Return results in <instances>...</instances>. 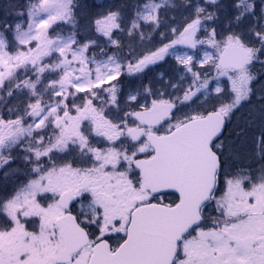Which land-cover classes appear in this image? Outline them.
<instances>
[{
  "label": "snow or ice",
  "instance_id": "1",
  "mask_svg": "<svg viewBox=\"0 0 264 264\" xmlns=\"http://www.w3.org/2000/svg\"><path fill=\"white\" fill-rule=\"evenodd\" d=\"M205 5L144 0L135 6L127 30L129 35L139 32L143 39L141 22L153 30L160 28L161 10L194 9L191 22L176 40L127 65L129 74L139 73L173 55L192 76L183 96L176 97L180 104L195 103L198 94L207 99L211 91L228 98L225 102L220 97L219 107L211 111H195L183 119L173 112L174 100L155 98L149 105L151 87H144L143 104L138 102L139 90L129 94L135 107L118 122L93 104L99 96L95 90L105 84L109 86L102 90L116 103L117 86L109 82L118 80L124 65L114 55L100 60L89 56L95 40L76 39L79 10L92 6L76 0H37L14 4L7 13L15 12L26 22V30L21 20L0 21V88L6 80L11 84L19 69L36 74L34 81L15 85L28 89L35 102H29L16 119L0 118V168L9 166L5 177L11 170L10 150L26 137L30 139L23 159L36 174L0 202V213L7 217L0 225V264H264V72L254 71L257 63L264 68V0L259 4L233 0L236 11L230 23L239 26L253 18L255 23L247 31L230 29L220 40L205 22L217 20L216 13L225 5L220 0H205ZM121 19L119 9L109 10L96 19V31L118 46L112 32L120 29ZM58 22L71 25L67 37L49 35ZM202 28L206 40L197 37ZM177 44L212 47L215 54L205 52L196 63L210 64L216 76L210 79L207 73L195 71L192 54L170 52ZM55 53L58 57L44 62ZM57 71L58 78H46L48 82L37 89L45 72ZM220 77L227 78L230 88L220 86ZM211 80L217 81L212 89ZM169 86L183 87L179 82ZM44 90L49 101L43 100ZM77 93L87 94L80 97L84 103H76ZM7 94H13L11 87ZM242 107L250 110L236 137L244 138L245 129L258 127L247 157L258 169L249 166L230 173L228 166L240 153L224 135L226 121ZM26 116L32 118L27 126ZM84 121L88 129H82ZM49 125L57 131L45 142L44 129ZM91 136L110 146H94ZM75 151L82 159L87 157L90 166L58 164L53 155ZM38 198L51 202L44 206ZM31 218L38 220V231L26 227ZM113 239L115 247L110 243Z\"/></svg>",
  "mask_w": 264,
  "mask_h": 264
},
{
  "label": "rangeland",
  "instance_id": "2",
  "mask_svg": "<svg viewBox=\"0 0 264 264\" xmlns=\"http://www.w3.org/2000/svg\"><path fill=\"white\" fill-rule=\"evenodd\" d=\"M94 1H96V2H94ZM122 1H126V2H129V3H133L134 2L133 0H122ZM2 2H3V4L6 7L12 8L13 5L16 4V3L22 2V4L27 5L30 2L31 3L37 2V0H24V1H22V0H2ZM220 2L222 4H224L226 8H229V6L233 3V0H220ZM77 3L81 4V5L88 4V5L92 6V7L87 8L86 12H83L86 15H83L82 17L83 18H87V17H92L93 16L94 19L90 23V26L88 25L89 26L88 29L92 30L91 34L94 36V40H99V44H97V45L94 44L90 48L88 55L91 56V55L94 54L98 60L107 59V56H113V55L116 56L117 59L124 65V70H122V74L124 76H126V74H127L126 73V69H127L128 61H123L122 56H119L115 52H111V49L115 51V49H113V48H115V47L119 48V46H117L116 44L109 43L107 37H104L103 35H101L99 32L96 31L95 21H96V19L101 18L102 15L107 14V12L109 10L122 9V13H124L126 16L127 15L129 16L131 14L130 13V9L131 8H128V7L125 8V6H123V5L121 6V3L120 2H115V0H78ZM173 3H175V4H184L185 0H173ZM191 3L192 4H199L201 6H206L205 5V0H198V1L193 0ZM255 3H257V4L261 3V0H255ZM182 8H184V7H182ZM0 9H1V7H0ZM5 10L6 9L3 7L2 10L0 11V15L4 19H7V14H6ZM211 10H213V9L209 8V11H211ZM163 11L165 12V10H161V13ZM168 11L169 10H167L166 12H168ZM193 11H194V9L190 8L188 10V13H185V15H183V17H181L179 20H177L178 23H174V26H170V28H168V27L164 28L165 30H167L166 31L167 33H159L158 35H156V37H157L156 38V42L160 43V42H162L164 40V38H166V39L168 38L169 40H171V39H174L177 35H179V32H181L183 30V28L187 25V23L191 22ZM233 11L234 12H233L232 16L234 17V14H235V11H236L235 8H234ZM80 12H81V9L79 10V14H80ZM134 16H135V12L130 17V19L128 21V23H130V27H131V20L134 18ZM78 18H79V16L77 17V19ZM11 19L13 20L12 22H14L16 20H21V22L23 23V27L26 30V28H27L26 22H23V20L20 17H17L16 14H14ZM188 19H190V20H188ZM0 20H3V19H0ZM227 21H226V23H227ZM226 23L224 24L223 28H219V31L216 30V32H217V40H220L224 36H226L230 29H234L236 31H247V29L250 26V23H242L243 25L240 24L239 26H237V25L233 24L232 26L229 25V27H225ZM58 25H62L64 27L66 26L65 24H62V23L58 22L57 24H54L52 26V28H50V29L51 30H55V31L60 30V28L57 27ZM213 25H214L213 21H206L205 22V26H208L209 30L214 28ZM55 27H57V28H55ZM173 28H175L177 30L176 33H173V31H172ZM141 29L143 31L149 33L148 35H146L144 33V38L143 39L140 38L139 32H134L132 35H129L130 37L131 36H135L136 44L140 48L139 50L138 49H132L133 50V53H132L133 55H130L131 63H132V58H134V61H135L142 54L154 50L153 47L148 44V39L151 37V35H152L153 31H154L152 29V26L148 25V24H144L143 22H141ZM79 30H80V35L82 36L83 35V25L82 24H79ZM115 30L116 29H114L113 32H112V38L114 40H116L115 39V35H114V31ZM127 33H128V31L125 32V34H127ZM57 34H60V31H58L57 33H54V35L52 37H55ZM69 34L70 33H65V34H60V35H62L64 37H67ZM134 34H136V35H134ZM197 37L199 39H201V40H206L207 39V36H206L205 32L203 31V28L197 33ZM76 39H77V37H76ZM34 43L35 42H33V44ZM82 43H84V42H82ZM17 46L19 47V45H17ZM31 46L32 45H29V47H31ZM158 46L159 45H156L154 47L156 48ZM20 47H23V46H20ZM150 49H152V50H150ZM10 50L14 51L13 49H10ZM172 52H175V51H172ZM205 52H208L209 54H215V50L212 47L208 46L207 44H204V45L198 44L195 49L190 48L186 52H180V51L176 50L175 53L177 55H183L185 53L192 54L194 56V61H193L194 65H195L194 70L195 71H199L202 74L203 73H207L209 78L211 79L212 77L216 76L215 69L212 68L210 64H206L203 67H201L198 63H196V61L198 59H202L203 58ZM56 57H58V53L53 54L52 60H54ZM167 63L168 64H165V66H167V68H174V67L176 68V67H178L177 68V74H173L171 76H169L167 74L166 75L167 78L166 77L163 78L165 80L164 81V87H165V93L167 94L166 98H169V100L176 101V103H177V108H176L177 109V113H176V115L178 117H179V115L181 114L182 111H184L183 113L186 115V114H192L195 111H207V110L213 109V108H211V106H207L208 102L211 100L210 99L211 96L216 98L215 102H217L220 97H225V102H229L227 96L225 95V93L217 94L214 91H211V93H210V95H209V97L207 99H205L203 95L198 94L200 96V98L199 99L194 98V100L196 101L195 103L187 102V104H180L179 101L176 100V97H178V96L182 97L183 96V89L187 88L188 84L191 83L192 76H191L190 73H185L184 72L183 66L179 65L177 63V60H176L175 56L170 55L168 60H167ZM93 67H94V65H93ZM171 70H173V69H169L168 71H171ZM50 73L54 75V76L50 77V79H56L60 75L59 71L50 72ZM181 75L184 76V80L183 81L180 80V76ZM159 77H162L161 74L159 75ZM201 78H203V76ZM169 79L170 80L173 79L174 80L173 83L179 82L180 84H182L183 87H177V88L170 87L169 84H168V80ZM152 81L153 80H151V82ZM47 82H48V80L46 82H42V85H41L40 89H42L43 85L45 83H47ZM216 83H217L216 80H211L210 89L214 88ZM219 84H220L221 87L230 88V84L228 83L226 77H220L219 78ZM105 85H107V84H105ZM105 85H103L101 89H96L95 90L102 97H101V99H94L93 98V104L97 108L100 106L99 108H102L104 110V114L106 115V114H112L111 112H109V111L112 110V107H110L108 104H106V103H111L112 104V102H111V98L109 96V93L102 90L103 88H107V87H105ZM118 87L119 86H117V94H116L117 95L116 111L115 110L113 111L114 112V116L111 118L112 120L115 119V118H117V119L124 118L125 112L130 111L129 110L130 108L133 109L135 107V103H136V102H132V101L128 100L129 94L130 93L131 94H135L137 92L136 90L135 91H129L128 93L121 94V91H120V89ZM154 88H155V90L156 89L159 90L158 91V95L160 93H162L159 88H157V87H154ZM73 91H74V89H73ZM77 94H79V93H77ZM81 94H84V96L87 95L86 93H81ZM84 96H81V97H84ZM163 96H164V94H163ZM35 99H36V97H35ZM35 99H34V102H35ZM53 99H59V98L58 97H54ZM71 99L72 98L70 97V100ZM43 100L44 101H49V93H48L47 90H44V92H43ZM119 100H121L120 103H119ZM81 102L84 103L85 101L82 100ZM138 102L139 103L144 102V99H143V97L141 95L138 96ZM82 103H80V104H82ZM26 106H27V104L23 105V109H25ZM214 107H216V106H214ZM249 110L250 109L248 107H242V108L236 110L232 114V116H231L232 119H231V121L229 123V127H228L229 131H233V134L230 137L229 136H227V137H229L232 141L235 142V146L237 148V151L240 153L239 157L234 160V161L237 162V168L235 170H233L232 172H236V171H238L241 168L249 169V166H251L252 169H258V167H255L256 165L253 164L252 160L247 158L248 154L251 151V136L252 135L254 136L259 131L258 127H252V128L245 129L247 135L244 138L238 139L236 137V133L240 132L241 129L245 128V122L248 119ZM241 112H244V114L241 113ZM230 118H229V120H230ZM31 122H32V118L31 117H27V120H26V122L24 124H25V126H27V124H29ZM258 124H259V121L257 120V125ZM52 127L54 128V125H52ZM33 135L35 136V135H37V133L34 132ZM29 139L30 138L26 137L23 140H21V142L19 143L20 144V149H22V151L24 153H25L24 149L27 147V144H25L26 146L23 147V142L26 143V141H27V143H28ZM16 146L17 145L13 146L10 151H12ZM8 154H9L8 150H5L4 151V155L7 156ZM42 159L44 161H46L47 157H43ZM63 163H66V162L63 161ZM231 165L232 164L230 163L228 167L232 168V167H230ZM23 166L25 167V170H26L25 175L24 176H19L23 180H22V182H20L18 184V187L14 188L13 190H11L9 192V194L7 195V198H10L12 195H14L15 192L19 188H21L25 184H27L29 182V180L36 178V174L31 171V167H32L31 164H28L25 161H23ZM19 174L22 175L21 173H19ZM257 175H258V172H257ZM38 199H40L41 203L45 206V202H43L42 198H38ZM0 217H1L0 218V225H3V223L7 219V217L3 213H0ZM33 220H36V223H33L32 222ZM26 227L30 231L31 230H37L38 231V220L36 218L29 219L28 222L26 223Z\"/></svg>",
  "mask_w": 264,
  "mask_h": 264
},
{
  "label": "trees",
  "instance_id": "3",
  "mask_svg": "<svg viewBox=\"0 0 264 264\" xmlns=\"http://www.w3.org/2000/svg\"><path fill=\"white\" fill-rule=\"evenodd\" d=\"M24 1V0H22ZM135 1V0H133ZM76 2H78V0H76ZM96 2V1H94ZM115 2H120L121 6H128L131 3L126 2V1H122V0H115ZM16 4H22V2L20 3H16ZM120 6V7H121ZM0 11L2 10V8L4 7L6 10V14L9 13L10 9L12 8H8L6 7L2 0H0ZM113 7V6H112ZM91 9V8H90ZM21 9L17 8L16 11H20ZM121 11V15H122V19L120 21L121 27L120 29H116L114 31V35H115V39L118 41V46H120V48L117 51V54L119 56H122L123 61H128V63L131 62V59L129 58L130 55H132L133 50L132 49H136V41L132 38H129V34H125V32L127 31V21L128 19H130V17L134 14L133 12L128 16L124 15V13H122V9H119ZM234 8L231 7V5L229 6V8H224L221 11H219L216 14L218 19L213 21L214 25L213 27L215 28V30L219 31V28H223L224 24L226 23L225 27H229V25H233V23H230V21L233 19V16H230L231 14H233ZM83 12H86V9L84 10L83 8L81 9L80 14H78L79 18H78V29H77V40L80 42H87V40L89 38L94 40V36L91 34V29H88V27L90 26V23L93 21V16L92 17H87V18H83L84 14ZM15 14V12H12V14L8 15L7 14V20L11 23L13 20L11 19L12 16ZM0 19H4L1 15H0ZM255 19H253L250 23L254 24ZM2 21V20H0ZM245 23H249V20H245ZM79 24L83 25V35H80V30H79ZM89 25V26H88ZM163 23L161 24L160 28L156 29L155 32L159 33L161 32V29L163 28ZM62 25H58V28H61ZM55 27V28H57ZM165 27H167L165 25ZM165 30V29H164ZM54 31V30H51ZM71 32V25H66L64 27V33L61 32L62 34L65 33H70ZM154 38V37H153ZM152 35H151V39ZM96 42H99V40H95ZM131 42V43H130ZM18 47V46H17ZM52 58L46 57L44 59L45 63H48L49 61H51ZM261 60H264V56L261 57ZM124 70V68L122 69ZM254 71L257 72H264V68L261 67V65L259 63H257L255 65ZM126 76H124L123 74L120 75V77L118 78V80L114 81V84L116 86H119L118 88L123 92V90H125L127 87L130 86V81H128L129 79L133 78L134 76L136 78H138V84L142 87H144V85H148V81H146V77H145V73L144 74H135L133 77L131 74L128 73V69H126ZM49 74V72H45L43 74V76L41 77V83L37 85V89L41 88L42 82H44L46 80V77ZM167 75V73H166ZM166 75H164L165 77H167ZM169 76H171L170 74H168ZM36 79V74L34 71L32 70H28L25 71L24 69H19L17 70V78L11 82V84L9 83V81H5L4 83V87L0 88V118H3L4 120H9V119H16L17 116L22 115L23 114V105L28 104L29 102H34L35 97L31 96L29 94V90L28 89H17L15 87L16 83H19L21 80H35ZM168 84H173V79L172 80H168ZM132 86V85H131ZM9 87H11L12 90V95L9 96L7 94ZM27 120V116L24 117V123ZM229 134V132H228ZM26 145H23V147ZM24 152L22 151V149H20V147L16 148V150L11 152V155L13 157V159L11 160L10 164H11V170L8 172V176L7 178L5 177L4 173L5 171L9 168L8 165H5V168H0V202H3L6 200L7 195L9 194V192L11 190H13L14 188L18 187V184L20 182H22V178L19 176H24L25 175V167L23 166V157H24ZM19 173H21L22 175H20ZM13 175V176H12Z\"/></svg>",
  "mask_w": 264,
  "mask_h": 264
},
{
  "label": "flooded vegetation",
  "instance_id": "4",
  "mask_svg": "<svg viewBox=\"0 0 264 264\" xmlns=\"http://www.w3.org/2000/svg\"><path fill=\"white\" fill-rule=\"evenodd\" d=\"M151 101H148L147 103L150 105L151 104ZM112 108H114L113 110L116 111V103L115 104H112V106H110ZM139 110V109H138ZM106 116L111 119L113 116H114V112L112 114H106ZM129 123L131 124L132 123V118H127ZM114 121H119L120 119H113ZM173 122V121H172ZM174 123V122H173ZM166 126V125H165ZM90 127L89 123L88 122H84L82 124V129H88ZM90 141L93 143L94 146L96 147H100V148H106L108 146H110L108 144V142L106 140H103L102 138H99V137H95V136H91L90 137ZM117 144H119V141L117 142ZM59 159H57L58 161V164H62L63 161L67 162V163H71L74 167H88L90 166V163L88 162V158L87 157H84L83 159L81 158V154L79 153V151H75V152H71L70 154L69 153H64L63 154V157L60 155L58 156ZM142 158V157H141ZM231 166L232 168H229L228 167V170L230 173H234L232 172L233 170H235L237 168V162L236 161H232L231 162ZM224 177H222V181H223ZM222 186V184H221ZM43 202H45V206L47 205V203H50L51 201H45L43 199ZM167 202V201H166ZM75 203V202H73ZM71 207V205H70ZM77 207V210L79 209V205L76 206ZM213 208H214V205H213ZM217 213H215L213 211V215H216ZM110 243H112V246L115 247L116 246V242H115V239H113L112 241H110Z\"/></svg>",
  "mask_w": 264,
  "mask_h": 264
},
{
  "label": "bare ground",
  "instance_id": "5",
  "mask_svg": "<svg viewBox=\"0 0 264 264\" xmlns=\"http://www.w3.org/2000/svg\"><path fill=\"white\" fill-rule=\"evenodd\" d=\"M144 3V0H135L133 3H131L130 5H128V6H126V7H128V8H131L130 9V13H134L135 12V6L136 5H138V4H143ZM125 7V8H126ZM178 13H179V16H180V18L181 17H183V15H185V13H188V10H186V9H183V8H178ZM230 16H232V14L230 15ZM254 19V18H253ZM253 19H251V20H249V23H251V21L253 20ZM242 23H245V21H243ZM241 23V25H243ZM128 81H130V80H128ZM130 83H132V81H130ZM47 137H50L49 135L48 136H46V142H47ZM254 136L252 135L251 136V148H252V138H253Z\"/></svg>",
  "mask_w": 264,
  "mask_h": 264
},
{
  "label": "water",
  "instance_id": "6",
  "mask_svg": "<svg viewBox=\"0 0 264 264\" xmlns=\"http://www.w3.org/2000/svg\"><path fill=\"white\" fill-rule=\"evenodd\" d=\"M178 45H179V46H182V47H186V45H183V44H177V45L174 46V48H175L176 46H178ZM151 65H153V64H151ZM151 65H149V66H151ZM149 66H148V67H149Z\"/></svg>",
  "mask_w": 264,
  "mask_h": 264
}]
</instances>
